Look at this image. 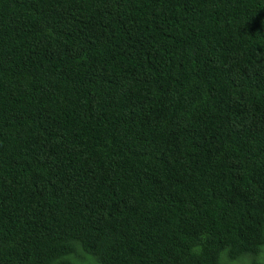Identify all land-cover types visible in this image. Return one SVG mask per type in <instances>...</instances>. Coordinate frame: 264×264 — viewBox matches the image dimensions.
Returning <instances> with one entry per match:
<instances>
[{"label":"trees","instance_id":"obj_1","mask_svg":"<svg viewBox=\"0 0 264 264\" xmlns=\"http://www.w3.org/2000/svg\"><path fill=\"white\" fill-rule=\"evenodd\" d=\"M263 248L264 0H0V264Z\"/></svg>","mask_w":264,"mask_h":264},{"label":"rangeland","instance_id":"obj_2","mask_svg":"<svg viewBox=\"0 0 264 264\" xmlns=\"http://www.w3.org/2000/svg\"><path fill=\"white\" fill-rule=\"evenodd\" d=\"M225 259V258H224ZM258 259L261 261L262 264H264V248L260 255L258 256ZM226 264H247L246 261H240V260H234L232 262L227 261Z\"/></svg>","mask_w":264,"mask_h":264}]
</instances>
